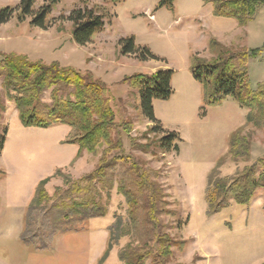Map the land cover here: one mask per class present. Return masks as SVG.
Returning a JSON list of instances; mask_svg holds the SVG:
<instances>
[{
    "label": "rangeland",
    "instance_id": "374dc122",
    "mask_svg": "<svg viewBox=\"0 0 264 264\" xmlns=\"http://www.w3.org/2000/svg\"><path fill=\"white\" fill-rule=\"evenodd\" d=\"M20 1L0 0V9L16 8ZM46 1L38 0L36 8ZM259 1L248 28L239 27L235 20L212 16L210 6L202 0H176L174 12L157 9L159 0H124L110 6L104 0H61L46 30L32 28L17 17L0 28V61L3 54L17 52L33 60L60 62L81 72H93L110 87L119 123L126 118L133 122L134 138L155 125L143 114L141 96L132 92L124 79L136 73L174 71L173 95L166 101L155 100L153 108L163 129L181 136L180 153L165 154L153 144L152 152L146 154L134 149L122 134L124 149L112 155L132 156L159 173L171 212L163 217L164 230L179 243L170 264H264L262 195L248 207L231 202L229 208L214 216L208 215L206 202L209 176L220 159H225L220 177L228 178L264 156V130L248 126L249 110L230 97L221 105H209L191 65L194 55L213 57L211 39L228 47L258 49L260 53L249 61L251 87L257 90L264 84V0ZM84 2L101 6L109 18L105 32L80 47L72 40V23L67 17ZM128 36H135L137 46L147 49L155 59L123 56L118 44ZM0 94L6 107L0 118V143L5 137L0 169L6 173L0 180V264H101L110 228L121 219L127 223L129 218L127 200L118 193V182L111 192L102 195L107 215L90 217L83 230L77 227L68 232L70 222L50 207L28 214V205L40 182L52 178L57 170L62 169L74 180L92 173L104 149L98 154L84 153L75 160L78 146L65 143L70 127L24 128L1 81ZM44 101H50V93L45 94ZM239 130L252 136L250 163H235L228 157L230 137ZM115 172L122 174L121 164ZM63 186L64 179L52 178L46 189L53 196L56 188ZM144 231L149 229L139 230L141 235ZM130 241L129 237L121 239L102 264H124L120 252Z\"/></svg>",
    "mask_w": 264,
    "mask_h": 264
},
{
    "label": "trees",
    "instance_id": "16d2710c",
    "mask_svg": "<svg viewBox=\"0 0 264 264\" xmlns=\"http://www.w3.org/2000/svg\"><path fill=\"white\" fill-rule=\"evenodd\" d=\"M123 1L104 0V3L110 6ZM37 2L21 0L16 8L0 9V27L17 17L21 23L29 22L32 28H50L53 9L61 0H47L39 9L36 8ZM203 2L212 7L215 17L235 20L241 28L248 27L254 20L261 3L259 0ZM175 4L176 0H159L157 9L166 8L174 12ZM108 18V12L101 6H90L84 2L67 17L72 23L73 42L80 47L91 44L96 36L105 32ZM209 44L212 58L194 55L191 59L193 77L203 86L208 104L221 105L230 97L249 110L248 126L264 130V84L253 90L249 74V61L256 58L260 50L228 47L217 39H211ZM118 46L123 56L134 55L143 61L155 59L147 49L137 46L135 36L121 39ZM173 77L174 71L161 69L153 74L136 73L124 79V84L141 96L143 114L155 125L140 138H134L131 136L133 122L126 118L119 123L110 87L93 72H81L60 62L33 60L17 52L3 54L0 61L2 87L9 100L14 102L24 128L70 127L71 133L65 143L78 146L75 160L84 153L98 154L104 149L98 167L92 173L74 180L59 169L52 178L61 177L64 186L56 188L54 195L50 196L46 185L52 178L41 181L28 205V214L50 207L60 212L63 220L70 222L68 232L77 227L83 230L90 217L107 215L102 195L111 192L118 182V193L127 200L129 218L127 223L121 219L110 228L107 253L101 264L114 246L126 237L131 241L120 252L124 264H170L174 249L179 246L175 238L164 230L163 217L171 212L168 196L159 182V173L132 156L112 157L113 153L124 149L122 134L134 149L146 154L152 152L153 144L162 153H180L181 136L166 132L156 120L153 108L155 100L166 101L173 95ZM46 93H50L49 102L44 101ZM5 111L0 94V118ZM141 140L146 143L139 142ZM4 144L5 137L0 143V152L4 150ZM252 144L250 134L245 135L241 130L235 132L230 137L228 157L235 163H250ZM224 160L220 159L209 176L206 193L208 215L222 213L231 206V202L248 207L261 195L264 212V156L228 178H221L219 174ZM118 164L123 167L122 174L115 172ZM5 177L6 173L0 169V180ZM143 227L149 231L141 235L139 230Z\"/></svg>",
    "mask_w": 264,
    "mask_h": 264
},
{
    "label": "crops",
    "instance_id": "0c3cea01",
    "mask_svg": "<svg viewBox=\"0 0 264 264\" xmlns=\"http://www.w3.org/2000/svg\"><path fill=\"white\" fill-rule=\"evenodd\" d=\"M199 1H201V0H199ZM202 2H203V0H202ZM210 6V5H209ZM210 10H211V13H212V16L214 15L213 14V9H212V7L210 6ZM202 17H203V15H202ZM214 18V17H213ZM224 19H226V18H224ZM228 20H231V19H228ZM6 25H8V24H6ZM4 26V25H3ZM3 26H1L0 28H2ZM239 26V25H238ZM249 27V26H248ZM248 27H246V28H248ZM204 36V35H203ZM210 43V42H209ZM207 47V49H208V46H206Z\"/></svg>",
    "mask_w": 264,
    "mask_h": 264
}]
</instances>
